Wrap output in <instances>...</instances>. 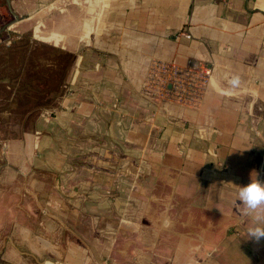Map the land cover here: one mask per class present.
Returning a JSON list of instances; mask_svg holds the SVG:
<instances>
[{"label": "crops", "instance_id": "1", "mask_svg": "<svg viewBox=\"0 0 264 264\" xmlns=\"http://www.w3.org/2000/svg\"><path fill=\"white\" fill-rule=\"evenodd\" d=\"M0 33L70 55L3 145L0 264H264L236 199L264 179V0H0Z\"/></svg>", "mask_w": 264, "mask_h": 264}, {"label": "rangeland", "instance_id": "2", "mask_svg": "<svg viewBox=\"0 0 264 264\" xmlns=\"http://www.w3.org/2000/svg\"><path fill=\"white\" fill-rule=\"evenodd\" d=\"M69 64L70 55L48 43L0 33V170L3 145L33 132L35 117L62 92Z\"/></svg>", "mask_w": 264, "mask_h": 264}, {"label": "clouds", "instance_id": "3", "mask_svg": "<svg viewBox=\"0 0 264 264\" xmlns=\"http://www.w3.org/2000/svg\"><path fill=\"white\" fill-rule=\"evenodd\" d=\"M231 89H237L241 85L239 75H234L228 81ZM262 173L253 170L250 173L249 182L239 185L236 199L243 208V215L249 218L250 226L247 228L248 240L257 244L264 241V179ZM165 221V227L169 226Z\"/></svg>", "mask_w": 264, "mask_h": 264}, {"label": "built area", "instance_id": "4", "mask_svg": "<svg viewBox=\"0 0 264 264\" xmlns=\"http://www.w3.org/2000/svg\"><path fill=\"white\" fill-rule=\"evenodd\" d=\"M165 69L166 67L160 66L161 71ZM169 76L175 77L174 88L178 97H182L183 99H191L197 88L194 72L191 70H181L171 67Z\"/></svg>", "mask_w": 264, "mask_h": 264}, {"label": "water", "instance_id": "5", "mask_svg": "<svg viewBox=\"0 0 264 264\" xmlns=\"http://www.w3.org/2000/svg\"><path fill=\"white\" fill-rule=\"evenodd\" d=\"M167 87L170 88V84H168Z\"/></svg>", "mask_w": 264, "mask_h": 264}]
</instances>
